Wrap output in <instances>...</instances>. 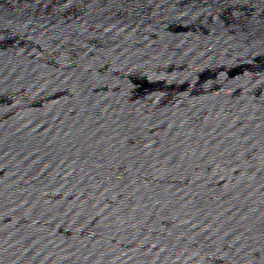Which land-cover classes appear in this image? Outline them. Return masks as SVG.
<instances>
[{"label": "water", "instance_id": "obj_1", "mask_svg": "<svg viewBox=\"0 0 264 264\" xmlns=\"http://www.w3.org/2000/svg\"><path fill=\"white\" fill-rule=\"evenodd\" d=\"M0 264H264V0H0Z\"/></svg>", "mask_w": 264, "mask_h": 264}]
</instances>
